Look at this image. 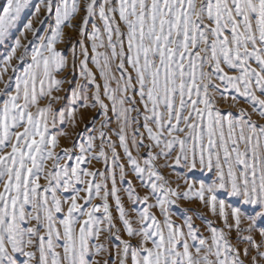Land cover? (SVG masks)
I'll use <instances>...</instances> for the list:
<instances>
[{
  "label": "snow or ice",
  "instance_id": "6c2138e0",
  "mask_svg": "<svg viewBox=\"0 0 264 264\" xmlns=\"http://www.w3.org/2000/svg\"><path fill=\"white\" fill-rule=\"evenodd\" d=\"M0 85V264H264V0H3Z\"/></svg>",
  "mask_w": 264,
  "mask_h": 264
},
{
  "label": "rangeland",
  "instance_id": "374dc122",
  "mask_svg": "<svg viewBox=\"0 0 264 264\" xmlns=\"http://www.w3.org/2000/svg\"><path fill=\"white\" fill-rule=\"evenodd\" d=\"M2 2H3V0H0V3H2ZM65 31L67 32L69 30L65 29ZM30 35L31 34H29V37H30ZM22 40H23V38H22ZM0 87H2V85H0ZM64 87L68 88V87H70V85L66 84ZM222 106H226V105H222ZM57 107H59V105H57ZM82 128H83V124H79L78 128L76 129V131H79ZM66 131H68L69 134L73 133V129L71 128V126H68L66 128ZM61 145L62 146H70V140L65 139V138L62 137L61 138ZM93 166L96 167V168H101L102 169V165L99 164V163L93 162ZM183 172H184V169L181 166H176L173 169H165L164 170L165 175L168 176L169 180L172 182V186L175 187L177 184H180L181 188H183V186H184L183 185V180L180 179L177 174L178 173L182 174ZM201 175L202 174L200 172L196 171V172L191 174L190 178H200ZM42 183H43V181H42ZM141 194H143L142 190H141ZM81 195H84V193H81ZM122 197H123V194H122ZM124 202H125V206L126 207H130V205L128 204L126 199L124 200ZM94 203H100V201L96 200V201H94ZM109 203H110V205H112L113 215H116L114 201L111 199V197L109 198ZM178 205H179V207L178 208L174 207L173 211L177 212L179 214H182V213H180V209H183V208H194V209H197L198 211H204L197 202L189 203L187 201L181 200V201H178ZM177 222H179V220H177ZM197 223L199 224L200 221L197 220Z\"/></svg>",
  "mask_w": 264,
  "mask_h": 264
}]
</instances>
